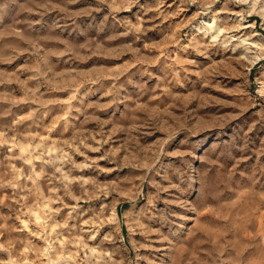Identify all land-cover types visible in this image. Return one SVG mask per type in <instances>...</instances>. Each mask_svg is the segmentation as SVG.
<instances>
[{
    "label": "clouds",
    "instance_id": "obj_1",
    "mask_svg": "<svg viewBox=\"0 0 264 264\" xmlns=\"http://www.w3.org/2000/svg\"><path fill=\"white\" fill-rule=\"evenodd\" d=\"M166 4L0 0V264H264V0Z\"/></svg>",
    "mask_w": 264,
    "mask_h": 264
},
{
    "label": "rangeland",
    "instance_id": "obj_2",
    "mask_svg": "<svg viewBox=\"0 0 264 264\" xmlns=\"http://www.w3.org/2000/svg\"><path fill=\"white\" fill-rule=\"evenodd\" d=\"M147 3L148 6H153L155 3V0H140V4H145ZM179 3V0H176V3H173V0H167V4L165 5V7L167 8L168 5H171L172 7L169 8V11H171L172 9H175L177 4ZM217 8L220 7V5L216 6ZM194 10V9H190L189 11ZM140 11L139 5H137L135 8L131 9V11L129 10H123L119 13L120 16H132V14L134 12ZM185 15L189 14V13H184ZM98 16H103V13H97ZM81 19H86V18H81ZM178 19V18H177ZM172 21H168V23H171ZM156 23H159V21H157ZM166 26V25H165ZM159 30L153 31V32H149L148 33V37H152L154 39H158V33ZM133 37L129 36V37H124V40H128L130 41ZM127 58V57H126ZM23 59V58H22ZM66 59V58H65ZM20 61H17V63H19ZM120 60L117 57H111V58H102V57H98V56H93L91 59H88L86 61L87 64H93V63H101V64H115V63H119ZM162 62V61H161ZM160 67V62H158L157 64H154L151 66V68L149 69L150 71L156 72L159 70ZM131 71H136V67H133L131 69ZM197 78L194 75H189V81L188 83L190 84L192 81L196 80ZM219 79L224 80L225 82H227L228 78L227 77H219ZM13 87H15V85H12ZM85 87H87V85H85ZM213 94L218 96V97H226L227 98V93L225 92H221V91H215L212 90ZM52 96H58V97H65L67 95L66 92H59V91H53L51 93ZM21 107H24V105H21ZM108 111H111V109H108ZM256 134H264V128H261L260 125H257V127L253 130L252 135H256ZM204 135H209V133L204 132L201 133V136ZM115 173H107L106 175H114ZM128 207L127 204L122 205L120 208L117 209V211H123L124 209H126ZM125 236H127V232H125Z\"/></svg>",
    "mask_w": 264,
    "mask_h": 264
}]
</instances>
